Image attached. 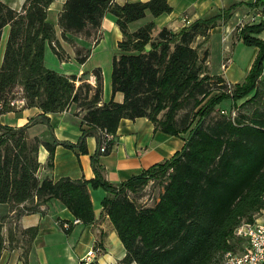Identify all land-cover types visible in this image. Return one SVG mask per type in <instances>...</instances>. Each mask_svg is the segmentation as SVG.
<instances>
[{"label": "trees", "instance_id": "1", "mask_svg": "<svg viewBox=\"0 0 264 264\" xmlns=\"http://www.w3.org/2000/svg\"><path fill=\"white\" fill-rule=\"evenodd\" d=\"M54 0H26L20 11L0 2V38L5 26L9 34L0 65V115L16 112L9 101L16 91L25 107L38 110L37 120L48 124L47 114L61 113L74 104L82 113L81 136L75 145L49 139H29L24 127L0 124V204L17 209L15 218L40 212V206L58 200L83 224L94 221L89 188L103 189V212L125 248L120 264H222L224 254L233 251L234 230L252 223L264 209V19L239 30V41L257 49L247 76L232 90L220 75H209L202 57L192 46L197 38L230 18L238 4L218 15L198 19L178 32L162 29L152 37L154 23L136 31L129 24L171 12L167 0L125 3L115 0H65L58 17L63 41L71 37L98 40L105 13L115 17L121 33L111 64V99L101 104L103 77L100 68L81 77L65 76L44 65V46L48 42L59 60L68 59L46 21ZM264 4L257 0L250 7ZM75 59L84 64L91 50L73 43ZM76 45L78 47H76ZM150 50L146 51L145 46ZM94 76L95 84L87 82ZM79 82L76 85V82ZM120 93L122 102L114 100ZM252 94L239 107V100ZM230 100L233 108L251 105V114L213 116L219 105ZM184 113L179 116V112ZM78 114V113H77ZM147 118L166 135L182 137L184 146L170 159L154 164L141 174L113 186L103 179L96 160L92 161V180L67 177L52 181L40 179L38 149L48 152L52 167L54 150L62 145L85 154L86 138L102 131L115 134L122 119ZM83 126L86 127L83 128ZM114 144H109L108 154ZM150 181H159L161 193L153 205L137 206L129 197ZM37 228L8 230L9 247L23 236L21 260L27 255ZM4 240L0 237V254Z\"/></svg>", "mask_w": 264, "mask_h": 264}, {"label": "crops", "instance_id": "2", "mask_svg": "<svg viewBox=\"0 0 264 264\" xmlns=\"http://www.w3.org/2000/svg\"><path fill=\"white\" fill-rule=\"evenodd\" d=\"M64 1L54 0L47 10L46 21L54 27L55 37L61 36V30L58 27V17ZM147 1L149 0H115L114 2L118 5H124L125 3ZM256 1L167 0L171 7L170 13L153 17L149 12H146L142 19L129 24V30L134 32L145 24L152 22L155 26L152 37H155L164 28L172 32H178L187 26L184 22L185 20L191 24L198 19H207L218 15L222 10L234 4H238L232 11L237 10L236 14L242 9L250 11L251 3H255ZM0 2L15 11H20L26 0H0ZM106 21L108 22L107 26L113 32L117 47V43L121 40L122 36L116 25L115 17L109 12L105 13L102 19L98 40L80 39L81 44L83 42L95 44V48L102 35L101 29L106 27ZM9 30V26H5L2 30L0 38V65ZM259 37L264 40L262 33ZM77 45L82 47L79 43ZM120 54L118 48L117 52L113 50L108 66L102 68L100 65H96L91 70L85 71L83 70V64H81V68L75 74H71L67 70L55 72L79 78L84 73L89 74L92 70L100 68L103 77L101 104H104L112 97L110 83L112 59L114 56ZM73 57L75 58V55ZM73 57L67 56V60L70 61ZM44 65L47 69L52 70L46 63V45L44 46ZM226 71L223 74H217L224 75L227 82L232 85L236 84V82H232L226 77ZM90 76L92 75H89L87 80ZM78 84L79 82L77 81L76 85ZM90 84L94 85L95 81ZM16 93L20 94L18 90ZM114 100L120 103L123 97L120 93H117L114 96ZM38 114L39 112L35 108H24L16 112H8L0 115V124L13 128L24 127L29 139L34 137L42 139L43 136L47 137L45 139H49L53 136L59 143L73 145L77 143L81 136L80 122L82 113L79 112V109L74 104H71L67 110L61 113L47 114L48 124H42L39 121L33 124L29 122L31 119L37 120ZM83 128L86 129L85 126ZM114 137L115 143L113 148L106 155L98 153L96 136L86 138L87 151L85 154H81L77 150L67 149L62 145H57L54 150L51 168L47 167L48 152L44 147L40 146L37 154V160L40 164L38 177L40 179L49 178L52 181H57L64 177L73 180L85 179L89 181L95 177L92 161L96 160L103 179L109 184L116 186L132 176L141 174L152 165L170 159L176 152L182 149L185 143L180 136H169L155 130L154 125L147 118L122 119ZM89 195L94 213V221L90 224H83L81 222L74 224L73 220L75 218L73 215L56 199H51L46 204L40 206V212L24 214L17 219L15 218V213L22 206L11 208L8 204H0V237L4 240V247L0 254V264H23L21 254L24 237L19 236V242L13 244L12 247H9L7 242L8 230L14 227H17L19 230L37 228V234L31 242L27 255V264H80V259L91 249L96 250V256L92 264H120L126 251L108 216L102 210L101 203L107 196V193L101 188H89ZM156 201H158V198ZM257 218L259 220L264 219V209ZM64 224H68V228H64ZM231 243L233 251H243L246 247V242L243 239L234 237Z\"/></svg>", "mask_w": 264, "mask_h": 264}, {"label": "rangeland", "instance_id": "3", "mask_svg": "<svg viewBox=\"0 0 264 264\" xmlns=\"http://www.w3.org/2000/svg\"><path fill=\"white\" fill-rule=\"evenodd\" d=\"M236 11L232 12L228 20L225 22H219L217 27L211 29L208 32L206 40L197 38L192 44V46L197 49L200 57L207 52L205 62L207 73L209 75H220L225 81V87L229 90H232L234 85L227 82L225 76L222 75L223 72L227 70L225 72L226 77L232 82H236V84H241L247 76L248 70L257 54L256 48L245 46L239 41V30L243 25L255 24L263 19L264 4H258L256 7H251L250 11L242 9L239 10V13L237 14ZM105 25L106 27L101 29L102 35L95 48V44L92 45L87 42L81 44L80 39L82 38L79 37H71L73 41L67 42L63 41L60 35L57 36L56 39L59 41V44L63 49L60 50V53L65 57H73V52L75 51L73 43H79L85 49L91 50L89 59L83 64V70H91L96 65H100L101 68L108 66L113 50L117 52V47L113 32L110 27L107 26V21ZM262 37L264 38V33H262ZM45 45L46 63L53 71L60 72L61 70H67L71 74H75L78 72L79 68H81V64H79L74 57L70 61L67 59L59 60L52 51L50 44L46 42ZM76 47L78 46L76 45ZM222 66L225 68H222ZM260 83H264V71L260 78ZM251 95L252 94L250 93L246 98L239 100L236 105L239 107V105L249 99ZM183 113V111H180L179 116ZM238 113L251 114V105L233 108L231 106V101L227 100L219 105L215 110V113H213V116L223 115L234 118ZM45 138L47 137H42V139ZM161 190L162 186L159 181H150L144 188L138 190L136 193H129V197L137 206H150L156 202Z\"/></svg>", "mask_w": 264, "mask_h": 264}, {"label": "built area", "instance_id": "4", "mask_svg": "<svg viewBox=\"0 0 264 264\" xmlns=\"http://www.w3.org/2000/svg\"><path fill=\"white\" fill-rule=\"evenodd\" d=\"M184 22L187 26L189 25V21L185 20ZM222 68L225 67L222 66ZM86 81L92 83L95 78L90 76ZM9 105L18 111L24 109L25 100L16 94V97L9 101ZM101 135L102 141L98 146L99 154L105 153L109 144L115 143L114 134L102 131ZM79 222L78 219L73 220L74 224ZM63 227L68 228V224H64ZM234 237L243 239L246 242V247L243 251H227L224 254L222 264H264V219L255 218L252 223L239 225L234 230ZM95 256V249L87 251L80 259V264H92Z\"/></svg>", "mask_w": 264, "mask_h": 264}, {"label": "water", "instance_id": "5", "mask_svg": "<svg viewBox=\"0 0 264 264\" xmlns=\"http://www.w3.org/2000/svg\"><path fill=\"white\" fill-rule=\"evenodd\" d=\"M145 50H146V51H149V50H150L149 45L145 46Z\"/></svg>", "mask_w": 264, "mask_h": 264}]
</instances>
